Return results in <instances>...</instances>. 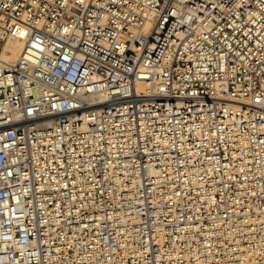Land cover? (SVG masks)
<instances>
[{
	"label": "built area",
	"instance_id": "1",
	"mask_svg": "<svg viewBox=\"0 0 264 264\" xmlns=\"http://www.w3.org/2000/svg\"><path fill=\"white\" fill-rule=\"evenodd\" d=\"M0 264H264V0H0Z\"/></svg>",
	"mask_w": 264,
	"mask_h": 264
},
{
	"label": "bare ground",
	"instance_id": "2",
	"mask_svg": "<svg viewBox=\"0 0 264 264\" xmlns=\"http://www.w3.org/2000/svg\"><path fill=\"white\" fill-rule=\"evenodd\" d=\"M23 48V44L16 40L10 39L5 46L2 59L8 62H15ZM147 86L144 83H138V90H144Z\"/></svg>",
	"mask_w": 264,
	"mask_h": 264
}]
</instances>
